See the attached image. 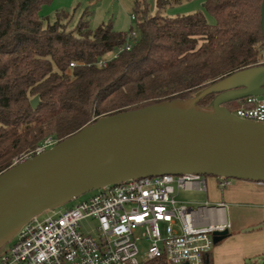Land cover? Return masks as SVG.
Instances as JSON below:
<instances>
[{
    "label": "trees",
    "instance_id": "16d2710c",
    "mask_svg": "<svg viewBox=\"0 0 264 264\" xmlns=\"http://www.w3.org/2000/svg\"><path fill=\"white\" fill-rule=\"evenodd\" d=\"M182 1L157 0L153 13L145 0H136L135 27L119 32L112 23L93 29L88 12L74 26L65 11L46 24L41 10L52 0H0V174L36 156L48 139L55 146L102 117L187 100L228 75L262 65L264 0H208L206 14L166 15ZM133 29L131 50L107 68L97 67L126 45ZM214 98L200 105L208 108ZM206 264H213L211 254Z\"/></svg>",
    "mask_w": 264,
    "mask_h": 264
},
{
    "label": "water",
    "instance_id": "95a60500",
    "mask_svg": "<svg viewBox=\"0 0 264 264\" xmlns=\"http://www.w3.org/2000/svg\"><path fill=\"white\" fill-rule=\"evenodd\" d=\"M212 94L211 105L202 107ZM261 96L264 65L249 67L187 100L102 117L16 164L0 174V250L35 217L129 180L192 175L264 184V123L240 119L226 106ZM31 104L37 108L39 98ZM229 235L216 232L214 244Z\"/></svg>",
    "mask_w": 264,
    "mask_h": 264
},
{
    "label": "built area",
    "instance_id": "2783aa9c",
    "mask_svg": "<svg viewBox=\"0 0 264 264\" xmlns=\"http://www.w3.org/2000/svg\"><path fill=\"white\" fill-rule=\"evenodd\" d=\"M131 20L135 22L134 15ZM136 36L133 29L123 48L95 65L107 68L122 51L131 50ZM232 113L264 123V96L238 101ZM53 146L48 139L36 155ZM218 180L220 188L229 185L228 179ZM186 190L205 193L207 180L166 175L96 190L90 199L70 209L50 210L46 218L32 219L0 255V264H142L162 258L168 264H206L215 246L214 234L230 231L231 224L200 225L196 211L178 200V194ZM87 219L98 222L95 234L81 232V223ZM143 244L147 245L141 260Z\"/></svg>",
    "mask_w": 264,
    "mask_h": 264
},
{
    "label": "crops",
    "instance_id": "0c3cea01",
    "mask_svg": "<svg viewBox=\"0 0 264 264\" xmlns=\"http://www.w3.org/2000/svg\"><path fill=\"white\" fill-rule=\"evenodd\" d=\"M214 182L220 188L218 178ZM204 194L205 198L198 201L200 207L193 208L199 224L229 222L231 229L235 228L210 253L213 264H252L261 258L264 255V184L235 180L224 190ZM182 202L190 207L196 203ZM249 207L251 210H247ZM250 228L257 229L245 232Z\"/></svg>",
    "mask_w": 264,
    "mask_h": 264
},
{
    "label": "rangeland",
    "instance_id": "374dc122",
    "mask_svg": "<svg viewBox=\"0 0 264 264\" xmlns=\"http://www.w3.org/2000/svg\"><path fill=\"white\" fill-rule=\"evenodd\" d=\"M149 5L153 13H156V1L157 0H145ZM208 0H183L180 4L175 5L172 8H169L166 12L168 16H183L196 13L198 11L204 12L206 14V9L204 4ZM136 0H52L50 5L44 6L41 10V15L45 18V23H53L56 19V13L65 11L73 16L72 25H77L80 18L85 12L90 13L91 27L96 29L103 24L112 23L114 29L119 32H129L131 27H135V22H132L131 17L134 15V6ZM208 16V15H207ZM208 21L212 24L215 23V19L211 16H208ZM262 59L261 63L264 65V52L260 55ZM232 112L235 111L237 107V101L230 103ZM202 179L207 180V192L212 194L214 190L217 191L224 190L226 188L216 187L214 180L217 177L214 176H202ZM236 179H229V182H234ZM97 191L89 192L82 197L74 200L73 202L58 208L59 211H64L70 209L75 204L87 201L92 196H94ZM205 198L204 192L196 190H186L181 191L178 194V200L180 201H194L196 203L190 204L192 208L198 209L200 204L198 201ZM251 208L249 207V209ZM48 214L44 213L40 216L41 219L47 217ZM98 226V222L93 219L84 220L81 223V232L84 234H95V230ZM234 226L231 229L234 231ZM14 242V240L12 241ZM12 242L10 244H12ZM8 244V245H10ZM144 245V246H143ZM142 245V254L140 259H143L144 252L146 250V245ZM215 245L214 247H216ZM8 247V246H7ZM252 264H264V255L261 258L257 259Z\"/></svg>",
    "mask_w": 264,
    "mask_h": 264
}]
</instances>
